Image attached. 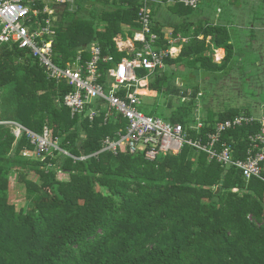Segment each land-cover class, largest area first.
<instances>
[{
    "label": "trees",
    "instance_id": "16d2710c",
    "mask_svg": "<svg viewBox=\"0 0 264 264\" xmlns=\"http://www.w3.org/2000/svg\"><path fill=\"white\" fill-rule=\"evenodd\" d=\"M81 1L93 4L88 16L79 15L80 9L70 8L69 3L56 13L62 16L52 35L55 64L64 67L77 50H85L92 42L98 43L103 54L120 60L125 53L117 51L113 38L126 27L131 37L140 28L141 0ZM258 6L263 8V3ZM174 7L185 14L196 9L182 4ZM155 13L152 4L154 45L166 48L164 33L153 23ZM184 36L189 41L179 56L167 57L165 64L216 72L224 71L235 56L224 25L198 22ZM220 47L225 56L217 64L211 54ZM146 73L138 71L139 77ZM170 81L163 71L150 77L147 88L139 92L154 96L156 91L155 99L177 92ZM144 84L146 80H141ZM69 90L65 83L48 79L28 50L15 44L0 46L1 120L16 122L36 134L46 127L65 151L51 150L43 159L35 158L34 145L25 133L16 138L12 125L0 124V264H264L263 180L246 181L234 166L209 160L207 153L189 145L153 161L140 152L100 151L101 139L121 123L105 125L100 118L89 121L72 115L62 104ZM193 100L171 104V111L162 116L187 127ZM243 111L254 114L248 108H228L217 119ZM155 112L152 105L148 113ZM214 115L205 118L210 126L202 134L212 128ZM257 130L254 122L229 130L222 139L236 140L233 157L243 159L247 136ZM25 151L31 155H23ZM12 174L24 186L26 207L18 208L10 199Z\"/></svg>",
    "mask_w": 264,
    "mask_h": 264
},
{
    "label": "built area",
    "instance_id": "2783aa9c",
    "mask_svg": "<svg viewBox=\"0 0 264 264\" xmlns=\"http://www.w3.org/2000/svg\"><path fill=\"white\" fill-rule=\"evenodd\" d=\"M73 0H0V46L15 44L28 50L43 68L48 79L65 83L70 90L63 96L62 104L71 114H80L89 121L100 118L101 124L121 123L113 134L104 136L100 151L143 153L153 161L159 155L177 154L184 145L207 153L209 160H216L222 166H234L248 181L255 177L264 181V112L260 115L240 112L235 116L214 123L213 130L202 135L206 126L197 115L194 123L183 126L158 116L142 112L143 103L139 87V69L149 74L163 69L165 59L174 54L168 50L153 47L157 35L151 28V5L154 0H141L137 22L140 28L132 37L117 43L118 51L125 55L115 60L112 55L103 54L98 44H91L76 55L64 67L53 60L54 29L52 22L58 9ZM189 8H196L199 0H178ZM135 42H140L141 47ZM84 52L87 57H84ZM1 116V111H0ZM258 124V130L247 136L246 156L233 157L232 141L222 139L229 130ZM0 124L13 126V133L19 138L23 133L34 145L32 155L44 156L51 150L63 151L56 139H52L45 127L41 134L13 121ZM191 131L196 137L191 136ZM25 156L31 153L25 151ZM84 158V157H82ZM237 191V188H232Z\"/></svg>",
    "mask_w": 264,
    "mask_h": 264
},
{
    "label": "crops",
    "instance_id": "0c3cea01",
    "mask_svg": "<svg viewBox=\"0 0 264 264\" xmlns=\"http://www.w3.org/2000/svg\"><path fill=\"white\" fill-rule=\"evenodd\" d=\"M237 2H239V5H235V3ZM263 2L264 0H201L200 5L198 4L199 6H197L198 8L196 7L194 11L185 14L184 11L178 10L176 9V7H174L176 6V4H181L180 2H178V0H164V1L154 0L152 4L155 5L156 13L153 16V23L155 26H159V28H161L162 32L164 33V38L167 40L169 46L166 48H162L158 46L156 48L154 45L153 47L161 50H168L170 48H173L174 54L169 58L175 59L179 56L182 46L185 43H187V41H189L188 37H185L184 34L185 33L190 34L191 32H193L196 23L201 22L203 24L224 25L227 27L228 32L230 34L231 37L230 43H232L235 56H233V59L229 63L228 67L224 69V71L208 72V73H215L214 77L219 80V81L217 80L218 82H216V87L214 91L216 92V90H218L217 83L219 82L223 84L224 88H226L224 84L230 82L233 83L235 79H237V76L240 74V72L244 73L242 74L244 76L248 75L252 77L250 81L252 84H254L256 89L261 88V86L264 89V21H262V19L264 20V10L262 11L261 7L258 6L260 3L262 4ZM263 7H264V3H263ZM54 21L55 19L53 20L52 25L54 24ZM53 29H54V25H53ZM128 31L129 28L126 27L124 29V33H123L124 35L122 33H118L113 38L117 51H118L117 43H121L122 45H124V42L127 41L125 39L126 38L129 39L128 37L131 38V36L128 34ZM135 31L136 30H134L131 35H133ZM198 39H202V35H199ZM209 40H210V36L206 38V42H209ZM93 43L98 44L96 42H92L91 44ZM89 46H87L86 49ZM221 50H222V55L220 54ZM257 54L261 55L262 60L261 59L257 60L256 58ZM224 56H225L224 48L222 47L213 48V52L211 54L213 62L220 64ZM166 65L167 64H165L163 69L157 70L152 74H149L147 72L144 77H139V79L141 80H146V84L141 85L140 83L139 89L143 87L147 88L149 78L154 76L155 73H161V71L165 69ZM167 66L175 67V69H173L174 71L168 73V75H170V77L172 78L176 76L177 71H179V69L177 68H180L181 66H185V65L169 64ZM259 67L262 68V71L260 70ZM201 71H203V73L207 72L204 70ZM197 88L198 86H195L192 92L189 94V96H187L188 94L186 95L185 93L180 94L178 96L175 95L176 97L174 100H178L181 102H185V104H188L194 97L193 100L194 110L189 125H192L194 123V118L198 115L202 119L204 124H206L205 127H209L210 124L205 123V118L207 119L208 114L209 113L215 114L214 115L215 116L214 123H215L216 121H219L217 119L218 113L228 108L218 104L213 105L211 102L204 100L202 102V107H201V105L200 104L198 105V102L195 101V99H197L198 96H201V92L199 93V91L196 90L197 92L195 93V95L192 96V93H194V90ZM230 89L233 88H227L226 92L230 91ZM178 92L179 90L173 93H178ZM226 92L222 96L223 98L222 102L224 100V96L228 95L226 94ZM156 94L157 92L155 91L154 97L156 96ZM148 96L149 95L141 94V99H143L144 97L147 98ZM263 103L264 101L262 102V104ZM150 108L151 107L146 106L143 103V109L146 111V113H148V110ZM229 108H238V107H229ZM262 112L264 111L261 110V113ZM151 115L158 116L156 115V112ZM158 117L166 121H170L164 118L163 116H158ZM214 123L212 125V128L210 130H207L205 133L213 130ZM205 133H203L202 135H204ZM231 141L235 144L237 143V141L234 140L233 138H231Z\"/></svg>",
    "mask_w": 264,
    "mask_h": 264
},
{
    "label": "rangeland",
    "instance_id": "374dc122",
    "mask_svg": "<svg viewBox=\"0 0 264 264\" xmlns=\"http://www.w3.org/2000/svg\"><path fill=\"white\" fill-rule=\"evenodd\" d=\"M73 1H71L68 4L70 8H73L76 11L80 9V11H78L79 15L83 13L84 16H88V11L93 7V4H91L90 1L82 2L80 0L81 2H78V3L76 2L73 3ZM78 6L80 7L78 8ZM261 10L263 11L264 7L261 8ZM60 16H62L61 13L55 16V21L53 24L54 27L57 25V22L59 21ZM69 21L70 20L67 19L64 23H67ZM262 21L264 20L262 19ZM125 40H127V38ZM256 58L257 60L259 59L262 60V57L260 54H257ZM259 68L262 71V68L261 67ZM173 69H175L174 66L166 65L165 69L162 70L161 72L166 71L167 73H169L171 71H174ZM177 69H179V71H177V73L175 71L176 76L172 77L170 82H171L172 88L179 90L178 93H173L172 91H169L167 93L162 94L156 99L152 98L154 96H148L147 98L144 97L142 99L144 105L149 106V107H152V105L155 106L156 115L158 116H162L163 114L169 113L171 111L172 109L171 104L177 103L178 101V100H174L176 97L175 95L178 96L180 94L185 93L186 95L188 94L187 96H189V94L192 92L195 86H198V88L195 90L199 91V93L201 92V96H198L197 99H195V101L198 102V105L200 104L201 107H202V102L204 100V101L211 102L213 105L218 104L226 108H229V107L248 108V110L252 113H255V115L261 114V110L264 111V103L262 104V101L264 99V89L262 88V86L261 88L256 89L254 84H252L250 81L252 77L248 75L244 76L242 75L244 74L242 72H240V74L237 76V79H235V81L233 80L234 81L233 83L230 82V83L224 84L226 88L223 87V84H221V82L217 83L218 90H216L215 92L214 89L216 87V82L219 81L218 79L214 77L215 73H208V72L203 73V71L201 70H197L196 68H190L187 66H181L180 68H177ZM155 74H158V73H155ZM227 88H233V89H230V91L226 92ZM225 92L228 95L224 96V100L222 102V99H223L222 96ZM141 111L146 112L143 108H141ZM122 125H124V122H122ZM35 158L43 159L44 157L36 156ZM60 176L61 178H66L63 175H60ZM31 178L33 180L37 179L35 175H32ZM9 185L13 193V195L10 196L11 201L14 204H16L18 208L22 206L26 207L27 202L25 200V194H24L25 189L22 184L17 182L15 174H12L9 176Z\"/></svg>",
    "mask_w": 264,
    "mask_h": 264
}]
</instances>
